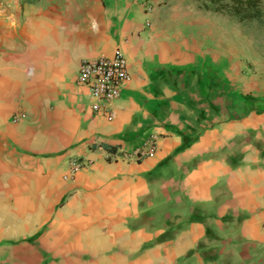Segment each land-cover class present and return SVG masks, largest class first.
Masks as SVG:
<instances>
[{"label": "crops", "instance_id": "0c3cea01", "mask_svg": "<svg viewBox=\"0 0 264 264\" xmlns=\"http://www.w3.org/2000/svg\"><path fill=\"white\" fill-rule=\"evenodd\" d=\"M207 1L0 0V264H264V0ZM116 50L94 112L80 64Z\"/></svg>", "mask_w": 264, "mask_h": 264}, {"label": "built area", "instance_id": "2783aa9c", "mask_svg": "<svg viewBox=\"0 0 264 264\" xmlns=\"http://www.w3.org/2000/svg\"><path fill=\"white\" fill-rule=\"evenodd\" d=\"M77 80L89 91L90 109L94 112L109 113L112 103L120 96L122 87L129 80L126 58L119 50H116L110 57L84 60L80 64ZM109 115L112 114L109 113ZM156 143L157 136L152 134L143 147L124 153L121 157L124 161H138L150 157L156 151ZM90 165L91 161L76 159L70 161L64 179H72L79 170Z\"/></svg>", "mask_w": 264, "mask_h": 264}, {"label": "trees", "instance_id": "16d2710c", "mask_svg": "<svg viewBox=\"0 0 264 264\" xmlns=\"http://www.w3.org/2000/svg\"><path fill=\"white\" fill-rule=\"evenodd\" d=\"M203 6L205 10L227 14L240 23L256 20L261 14L255 0H208Z\"/></svg>", "mask_w": 264, "mask_h": 264}, {"label": "rangeland", "instance_id": "374dc122", "mask_svg": "<svg viewBox=\"0 0 264 264\" xmlns=\"http://www.w3.org/2000/svg\"><path fill=\"white\" fill-rule=\"evenodd\" d=\"M243 26H246L250 30V32H253V31L255 32V29L253 28L254 27L253 24H246V25H243ZM254 59L255 60H259L260 59V57H259L257 52H254Z\"/></svg>", "mask_w": 264, "mask_h": 264}]
</instances>
